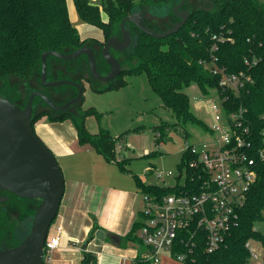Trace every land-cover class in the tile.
<instances>
[{
  "label": "trees",
  "instance_id": "trees-1",
  "mask_svg": "<svg viewBox=\"0 0 264 264\" xmlns=\"http://www.w3.org/2000/svg\"><path fill=\"white\" fill-rule=\"evenodd\" d=\"M210 1V8L192 9L185 24L175 34L163 39H154L137 30L131 50L137 64L126 70L121 69L120 75L112 83L94 90L104 92L113 84L121 87L125 82L119 78L124 74L144 72L150 89L158 95L163 106L171 111L177 121L202 125L190 111L189 98L183 92L184 88L195 84L206 95L208 90L217 85L218 78L214 74L216 68L227 73L244 71L251 75L254 83L247 92L240 96L231 95L230 99L235 105L244 108L247 122L258 134L264 129V3L258 0ZM66 2L67 0H0V80L16 77L30 81L37 74L39 77L40 56L43 52L66 54L85 45H96L101 50L110 37L118 34L120 21L136 12L138 7L167 8L176 0H102L101 8L88 0H74L80 21L99 28L103 36L102 42L80 38L70 22ZM102 13L105 14V20L102 19ZM82 57L83 62H78L80 70L84 63L87 69L85 56ZM50 59L57 61L55 58H48V62ZM97 61L99 62L98 58ZM107 70L108 66L105 71ZM82 80L93 83L90 74L89 77L83 74L77 77V83L81 87ZM8 100L10 101L9 98ZM92 114L97 115L92 109L87 112L77 111V116L69 111L59 113L49 108L42 109L33 114L31 125L33 129L34 123L42 117H47L50 122L71 120L78 145H89L105 162L116 165L121 171L126 170L125 165L129 159L119 155L109 131L99 127L97 134H91L85 127L84 118ZM176 126L160 124L155 130L158 139L165 138ZM159 140L157 145L161 143ZM154 155L155 152H150L145 156ZM193 157L188 144L177 165L175 185L144 184L135 177L136 190L142 196L157 199L172 193L185 194L193 184L201 182L188 166ZM149 169L152 170V166ZM257 172V180L246 194L245 203L239 211L238 224L232 228L218 250L207 253L202 231L196 232L192 237L195 228H190L178 232L169 256L174 259L177 254H186L188 258L184 264H249L247 243L255 241L264 245V236L254 231L255 224L262 222L264 213V166L259 165ZM182 174L183 183L179 184ZM138 214L139 220L133 223L122 241L141 246L143 243L139 232L144 216L142 211ZM136 263L147 264L139 259ZM80 264H97L95 255L84 253Z\"/></svg>",
  "mask_w": 264,
  "mask_h": 264
},
{
  "label": "rangeland",
  "instance_id": "rangeland-1",
  "mask_svg": "<svg viewBox=\"0 0 264 264\" xmlns=\"http://www.w3.org/2000/svg\"><path fill=\"white\" fill-rule=\"evenodd\" d=\"M92 5L101 8L102 0H88ZM137 0H135L136 2ZM177 1V0H176ZM260 3H264V0H258ZM74 0H67V9L70 14V22L73 27L76 28L78 34L82 38L97 37L102 34L101 30L94 26L83 24L78 18L76 9L74 7ZM210 0H186L183 5V9L190 10L195 8H210ZM171 6L169 7H157L154 9L137 8L136 12L142 13V18L149 28L157 32H163L177 22L176 18L171 14ZM102 19L105 20V14L102 13ZM133 35L138 33L137 29L133 25L130 26ZM117 35V34H116ZM97 53V58L100 62V48L96 45L93 46ZM113 53V52H112ZM122 69L133 67L137 64V61L133 55V52L129 53H113ZM84 60V57H80L79 61ZM49 71L47 70V77L49 80H73L77 82V74H61L57 75L55 70L62 69L66 66H71V62H61L50 59ZM83 75L89 77L86 71V65L84 63ZM57 77V78H54ZM75 79V80H74ZM119 80L124 81V85L121 87L113 84L108 90L104 92H96L94 88L102 89L107 86V83L101 81H93L89 83L82 80V98L81 101L69 108V112L74 116H77V111L87 112L92 109L97 115H90L84 118V125L91 134H97L99 127L107 129L111 136L115 140L119 155L129 159L125 165L124 171H121L116 165L105 162L100 155H98L89 145H86L88 151L91 154L85 155L82 163L78 166H73L70 169L62 170V162L56 160L62 174L64 176H71L76 178L78 176L89 179L92 177L94 180L105 183L110 187H114L120 194L135 189V177L139 178L144 184H152L158 186H173L175 185V177L178 175L177 165L180 162L182 153L187 145H194L197 149L202 148L211 135L208 133L207 128L212 123L211 113L209 109V101L207 98H203L198 87L195 84H191L187 88H184L183 92L188 96L190 102V111L196 117L202 125L195 123L183 124L175 119L171 111L166 109L158 95L153 92L149 85L148 80L144 72H134L130 74H124ZM43 89L40 87L38 74L30 81H23L16 77H8L0 80V92L4 93L7 98L14 101L20 108H23L29 95L33 91H40ZM48 94L54 96L59 92H63L65 97H55V101L62 103L64 98L74 97L72 94H76L75 90L69 86H63L58 88H46ZM44 93V92H43ZM211 98H217L215 92H211ZM71 98V99H72ZM48 109L44 102L38 98L33 100L32 112L37 110ZM77 110V111H76ZM55 114V113H54ZM162 123L169 125H177L175 129H171L168 135L164 138L158 139L156 127ZM186 137H185V136ZM157 140L161 143L157 145ZM150 152H155L156 155L146 157ZM56 159V158H55ZM152 166V171L147 172L149 167ZM156 171L162 172L163 175L160 178L156 177ZM171 172L172 176H167V173ZM183 174L179 179V184L183 183ZM136 200L137 210L142 211V195L138 193ZM39 202L37 200H31L25 205L31 208V215L27 219L26 223L20 225L15 216L9 217V224L11 226V233L14 239L11 241V237L7 231V241L10 243L22 241L27 235L32 216L37 208ZM18 225L20 227H18ZM6 229V228H5ZM254 229L264 233V222L256 223ZM6 232V231H5ZM17 242V244H18ZM12 244V245H13ZM16 244V243H15ZM249 247L260 257L264 258V245L261 243L251 241ZM161 260L166 264H184L183 262L176 261L169 256L168 252L160 253Z\"/></svg>",
  "mask_w": 264,
  "mask_h": 264
},
{
  "label": "built area",
  "instance_id": "built-area-1",
  "mask_svg": "<svg viewBox=\"0 0 264 264\" xmlns=\"http://www.w3.org/2000/svg\"><path fill=\"white\" fill-rule=\"evenodd\" d=\"M214 74L218 78L216 87L206 95L200 92L209 101L212 123L207 131L211 138L202 148L190 145L194 157L188 166L201 182L193 184L185 194L172 193L159 199L142 196L144 219L139 236L147 249L141 260L147 264H161L160 253H169L178 232L190 228H195L192 237L202 231L207 253L218 250L238 224L246 194L257 180L258 166H264V129L257 134L247 122L244 108L230 99L231 95L247 92L254 83L253 78L244 71L227 73L218 68ZM211 92L217 98H211ZM162 175L156 171L157 178ZM167 176L172 173L168 172ZM62 237L63 228L55 220L45 238L44 264H48L50 255L59 248ZM246 246L249 264H264V258L249 243ZM187 258L186 254H177L174 259L184 263Z\"/></svg>",
  "mask_w": 264,
  "mask_h": 264
},
{
  "label": "water",
  "instance_id": "water-1",
  "mask_svg": "<svg viewBox=\"0 0 264 264\" xmlns=\"http://www.w3.org/2000/svg\"><path fill=\"white\" fill-rule=\"evenodd\" d=\"M186 0H177L171 5V13L178 19L170 28L157 32L147 26L141 12L124 17L118 27V36L110 37L100 50V58L108 66L107 72L97 69L96 53L85 45L73 52L62 54L43 52L40 56L39 81L42 88L69 86L76 90L73 99L56 105L43 92L33 91L23 108L0 96V192H9L25 200L39 202L32 216L27 235L16 246L0 250V264H43V247L51 223L56 218L64 193V177L50 150L41 142L32 129V104L35 98L44 102L52 111L67 113L68 108L78 104L83 88L73 80H49L48 58L75 62L85 56L87 69L93 81L112 83L121 73L119 61L112 55L129 53L134 45L133 25L139 32L154 39H163L175 34L192 14L182 10ZM86 244L83 246L85 249Z\"/></svg>",
  "mask_w": 264,
  "mask_h": 264
},
{
  "label": "crops",
  "instance_id": "crops-1",
  "mask_svg": "<svg viewBox=\"0 0 264 264\" xmlns=\"http://www.w3.org/2000/svg\"><path fill=\"white\" fill-rule=\"evenodd\" d=\"M80 38L103 41L102 34ZM83 67L78 77L84 74ZM106 67L102 60L97 61L99 70H106ZM33 130L56 160L62 162L63 171L80 165L85 155L91 154L90 147L78 145L71 120L50 122L47 117H42L34 123ZM137 198L135 189L120 194L114 187L92 177L64 176V193L55 219L63 228V237L48 264H80L86 252L95 255L97 264H137L138 259L142 261L147 249L122 241L133 223L139 220L141 211L137 210ZM161 264L166 263L161 260Z\"/></svg>",
  "mask_w": 264,
  "mask_h": 264
},
{
  "label": "flooded vegetation",
  "instance_id": "flooded-vegetation-1",
  "mask_svg": "<svg viewBox=\"0 0 264 264\" xmlns=\"http://www.w3.org/2000/svg\"><path fill=\"white\" fill-rule=\"evenodd\" d=\"M181 9L185 10V9H183V7ZM190 10L192 11V9H190ZM176 21L178 22V19ZM131 32H132V30H131ZM117 36H118V34H117ZM88 46H90L91 48L94 49L93 45H88ZM112 52L115 53V54H118V53L114 52L113 50H111V53ZM113 53H112V55H113ZM79 58L75 62H72L71 66L55 70V73L57 75H61V74H70V75H72V73L77 74V72H79V70H78L79 69V65H78L79 64L78 63L79 62ZM96 59H97V56H96ZM98 71L107 72L108 70L105 71V70H99L98 69ZM54 78H57V77H54ZM76 80H77V78H76ZM40 87H42L41 84H40ZM47 91L48 90H46L45 88L41 89V92H44V94L47 97H49V99H51L56 105H59V106L63 105L64 103H66L67 101L71 100V98H72V96L71 97L69 96L67 98H64L62 103H58V102L55 101V97H65L64 93L63 92H59L58 94L54 95L55 96L54 97V96H51L50 94H48ZM72 95L75 97L74 94H72ZM0 96L6 98L2 94H0ZM11 102L14 103L15 105H17L14 101H11ZM71 107H69V108H71ZM69 108H68V110H69ZM29 201H31V200H25V199L18 198L17 196H15V195H13V194H11L9 192H6V191H1L0 192V250L5 249V248L14 247V246L18 245L21 242V241L18 242V240H17L13 244V243H10V240L7 241V231H8L9 236L11 237V241L13 242L14 240H16V238L14 239V237L12 236L13 233H11V227L13 225L7 226V223L9 224V222H8L9 217L13 218V216L16 217V219L18 221V224H19V222H20V225H23L24 223H26L27 219L31 215V208H29V207H27L25 205ZM18 227H20V226L18 225ZM17 242H18V244H17Z\"/></svg>",
  "mask_w": 264,
  "mask_h": 264
}]
</instances>
